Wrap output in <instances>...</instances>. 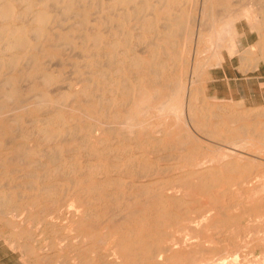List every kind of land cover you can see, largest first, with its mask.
<instances>
[{
    "label": "bare ground",
    "instance_id": "bare-ground-1",
    "mask_svg": "<svg viewBox=\"0 0 264 264\" xmlns=\"http://www.w3.org/2000/svg\"><path fill=\"white\" fill-rule=\"evenodd\" d=\"M263 76L264 0H0V243L264 264Z\"/></svg>",
    "mask_w": 264,
    "mask_h": 264
},
{
    "label": "rangeland",
    "instance_id": "rangeland-1",
    "mask_svg": "<svg viewBox=\"0 0 264 264\" xmlns=\"http://www.w3.org/2000/svg\"><path fill=\"white\" fill-rule=\"evenodd\" d=\"M254 36H255V39H256L255 33L253 35V40H255ZM250 73H252V72H250ZM229 74H230V80L233 83L232 84L233 88L237 87V84H235L236 82L241 83V82L244 81V76L241 73L240 74L239 73H235V72L233 73L232 71H230ZM218 75H222V73L219 72ZM216 89L219 90L220 99H223V98L224 99H229V98H231V92H230L231 91V86L227 85V83L220 84V85H218V87H216L214 84L211 85L209 94L212 95V96H215L216 95V93H215ZM242 95H244V94L239 95V97H242ZM250 152L252 154H254V150L250 151ZM252 158H256V157H254L253 155H250L249 160H252ZM259 159H261V158H259ZM256 160H258V159L256 158ZM1 227L2 228L3 227H7V225L5 223H0V228ZM19 258H20V256H19V254L17 252L13 251L9 247L4 246V245H2L0 243V264H23L22 261Z\"/></svg>",
    "mask_w": 264,
    "mask_h": 264
}]
</instances>
